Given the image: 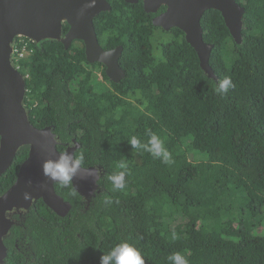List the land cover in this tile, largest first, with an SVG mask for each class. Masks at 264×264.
<instances>
[{"label": "trees", "instance_id": "trees-1", "mask_svg": "<svg viewBox=\"0 0 264 264\" xmlns=\"http://www.w3.org/2000/svg\"><path fill=\"white\" fill-rule=\"evenodd\" d=\"M108 1L112 8L94 23L104 49L124 46L118 82L100 62H88L82 41L66 48L23 37L30 120L53 126L61 151L75 138L82 166L99 168V188L88 200L73 185L56 184L72 210L61 216L37 201L26 226L11 229L0 264H100L123 240L141 250L145 264H170L175 252L189 264H264V0H237L245 8L240 43L220 11L204 13L217 78L203 70L181 29L155 28L142 2ZM225 77L234 87L218 94ZM147 130L164 140L174 163L131 147L132 136L147 142ZM27 149L0 178V195ZM121 160L126 188L113 191L108 177Z\"/></svg>", "mask_w": 264, "mask_h": 264}, {"label": "water", "instance_id": "water-1", "mask_svg": "<svg viewBox=\"0 0 264 264\" xmlns=\"http://www.w3.org/2000/svg\"><path fill=\"white\" fill-rule=\"evenodd\" d=\"M89 3L90 0H0V177L12 165L19 149L30 146V155L20 166L16 182L0 195V263H4L8 255L5 244L11 227L6 217L8 211L14 207L29 208L33 199H42L61 216L68 215L72 209L71 202L59 195L56 184L42 173L43 162L60 154L59 142L51 126L40 129L30 120L25 106L27 80L12 64V43L19 36L38 42L47 38L60 39L67 22L70 29L62 41L66 48L75 39H82L88 62L103 63L108 77L120 81L126 73L119 61L124 48L104 49L94 23L98 14L112 6L108 0H95L92 7H88ZM143 3L147 12L155 13L161 6L167 7L155 17L154 24L167 31L175 27L181 29L210 77L217 78L210 65L214 45L204 40L201 24L204 13L210 9L220 11L235 41H242L245 8L237 0H144ZM79 147L80 143H77L66 151L75 154ZM87 170H94L97 174L87 176ZM99 178V168L82 166L73 186L90 199L99 188Z\"/></svg>", "mask_w": 264, "mask_h": 264}, {"label": "clouds", "instance_id": "clouds-1", "mask_svg": "<svg viewBox=\"0 0 264 264\" xmlns=\"http://www.w3.org/2000/svg\"><path fill=\"white\" fill-rule=\"evenodd\" d=\"M94 3L95 0H90L88 7L94 6ZM19 38L22 37L19 36L18 39ZM25 74L26 73L23 74L24 77ZM25 79H27V77H25ZM231 87H234L231 78L225 77L223 80L219 81L218 86L214 90L218 94H226ZM147 135L149 138L146 143H142L138 137L132 136L129 141L131 147L149 152L154 158H159L164 164L174 163L172 154L166 148L164 140L151 130H147ZM84 159L83 153L76 156L73 152L66 151L60 153L55 158L46 159L42 164V173L53 183H58L63 187L72 186L73 181L80 174ZM117 166L120 171L109 176L108 179L111 181L113 191H123L127 183V161L121 160ZM96 174L94 170H87V176H95ZM172 238L174 240L178 239L175 231L172 233ZM167 259L170 264H189L188 259L179 252L169 255ZM100 264H145V259L139 248L128 240H123L100 257Z\"/></svg>", "mask_w": 264, "mask_h": 264}, {"label": "flooded vegetation", "instance_id": "flooded-vegetation-1", "mask_svg": "<svg viewBox=\"0 0 264 264\" xmlns=\"http://www.w3.org/2000/svg\"><path fill=\"white\" fill-rule=\"evenodd\" d=\"M140 2H142V4H144L143 2H144V0H138V2H134L135 4H137V3H140ZM144 6V5H143ZM164 7H166V6H164ZM166 9H167V7H166ZM166 9H164L163 8V6H161L159 9H158V11L157 12H155V13H153V12H147L148 14H150L151 15V17H150V21L151 22H153V24H154V19H155V17L156 16H158V15H160V14H162L163 12H165L166 11ZM64 24H68L67 22H65ZM154 26H155V28H158V29H164L162 26H159V25H155L154 24ZM176 28V27H175ZM69 29H70V27H69ZM172 29L173 28H171L170 30H168V31H172ZM164 30H166V29H164ZM69 32V30L68 31H66L65 33H64V27H63V33H62V36H61V38L60 39H54V38H47V39H42V40H40L39 42L38 41H35V42H37L38 44L39 43H44V42H46V41H52V40H59V41H63V39L65 38V36H66V34ZM17 39H18V37H16L15 39H14V41H13V43H12V46H13V49H12V54H11V61H12V58L14 57V48H15V43H16V41H17ZM77 41H82L83 42V40L82 39H75L73 42H72V44L74 43V42H77ZM84 43V42H83ZM120 46H122V45H120ZM71 47V46H70ZM69 47V48H70ZM118 47V46H117ZM116 48V47H115ZM123 48H124V46H123ZM97 63H99V62H97ZM12 64H13V61H12ZM103 66H105L103 63H101ZM14 66V65H13ZM15 68V67H14ZM105 68H106V66H105ZM16 69V68H15ZM21 72V71H20ZM22 73V72H21ZM27 92H28V90H27ZM26 97H27V93H26ZM26 100V99H25ZM26 106V105H25ZM27 108V107H26ZM37 127V126H36ZM46 127H48V126H46ZM52 128H53V126H51ZM37 128H39V127H37ZM44 128V127H43ZM41 129V128H40ZM53 130H54V128H53ZM57 136V135H56ZM60 141V140H59ZM78 143V141L75 139V138H73V141H72V143L71 144H69V143H66V148H65V150H63V151H61V150H59V152L60 153H63V152H65L66 150H67V148L68 147H70V146H75L76 144ZM58 144H60V143H58ZM79 144V143H78ZM25 146H28V149H27V152H28V154L30 155V146L29 145H24V146H22L21 148H24ZM20 148V149H21ZM57 148H58V145H57ZM20 149H19V151L16 153V156H15V158L17 157V155L20 153ZM78 149V148H77ZM76 154V153H75ZM28 158V157H27ZM26 158V159H27ZM26 159H24V161L26 160ZM24 161H22V163L24 162ZM22 163H21V165H22ZM20 165V166H21ZM10 166H12V165H10ZM10 168V167H9ZM8 168V169H9ZM7 172V170L5 171V173ZM4 173V174H5ZM4 174H2L1 175V177L4 175ZM18 174H19V171L17 172V175H16V180H17V177H18ZM0 177V178H1ZM16 180H15V182H16ZM14 182V183H15ZM13 183V184H14ZM13 184H11L10 186H9V188L6 190V191H8L12 186H13ZM55 184H58V183H55ZM73 185H74V183H73ZM55 188H56V185H55ZM76 190V189H75ZM77 191V190H76ZM96 191H97V189H96ZM96 191L94 192V194H93V196H95L96 195ZM56 192L59 194V191H58V188H56ZM78 192V191H77ZM60 195V194H59ZM62 196V195H61ZM63 197V196H62ZM40 199H38V200H35V199H33V202L30 204V206H29V208H21V209H18L17 207L15 208L14 207V209L12 210V211H8L7 212V214H6V217H7V219L11 222V227H10V230H9V232H8V234H7V236H6V238H5V244H6V239L10 236V232H11V229L13 228V226H26V224H24V222L26 221V219H29V217L31 216V208L35 205V203L37 202V201H39ZM67 200V199H66ZM89 200V199H88ZM69 201V200H68ZM72 208H73V205H72ZM72 210V209H71ZM70 210V211H71ZM52 211H54L53 209H52ZM15 243H16V246H18L19 244H18V242H17V240L15 241ZM9 244V243H8ZM6 246H7V244H6ZM8 247V246H7ZM69 264H71V263H69ZM73 264H77V263H73Z\"/></svg>", "mask_w": 264, "mask_h": 264}, {"label": "built area", "instance_id": "built-area-1", "mask_svg": "<svg viewBox=\"0 0 264 264\" xmlns=\"http://www.w3.org/2000/svg\"><path fill=\"white\" fill-rule=\"evenodd\" d=\"M30 53L29 43L22 37L15 43L14 57L12 58L13 65L17 70L22 69V60ZM25 77H29V73L25 74Z\"/></svg>", "mask_w": 264, "mask_h": 264}, {"label": "rangeland", "instance_id": "rangeland-1", "mask_svg": "<svg viewBox=\"0 0 264 264\" xmlns=\"http://www.w3.org/2000/svg\"><path fill=\"white\" fill-rule=\"evenodd\" d=\"M262 232L264 233V230H262Z\"/></svg>", "mask_w": 264, "mask_h": 264}]
</instances>
